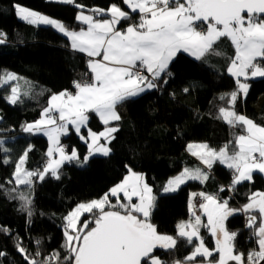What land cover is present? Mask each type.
<instances>
[{"label":"snow or ice","instance_id":"6c2138e0","mask_svg":"<svg viewBox=\"0 0 264 264\" xmlns=\"http://www.w3.org/2000/svg\"><path fill=\"white\" fill-rule=\"evenodd\" d=\"M49 2L73 5L78 9L75 19L82 27L72 30L61 21L20 4L14 8L17 17L27 24L51 26L66 37L73 51L88 58V72L83 82L73 81L74 92L52 94L40 118L20 127L29 135L43 134L49 143L42 169L26 167L32 151L29 144L5 181L12 185L5 191L20 202L19 211L26 214L29 223L37 180L42 182L48 175L59 179L65 163H86L97 153L110 155L109 144L119 131L113 122L121 120L118 106L161 88V81L167 85L166 77L172 75L169 65L180 52L198 61L212 53L221 55L214 46L225 37L235 50L227 73L236 87L219 97L227 101V106L218 108L216 119L230 128H240L241 133L218 150L207 143H189L188 151L204 168H184L167 181L164 191L175 192L191 180L205 183L215 162L233 172L231 183L227 188L222 185L219 193H233L237 185L251 183L254 172L264 173V126L236 110L239 100L247 102L249 81L264 78V0H121L107 8L89 7L77 0ZM134 14H138V22L122 29L120 26L132 20ZM202 25H206L205 31L198 30ZM7 40V34L0 31V45ZM20 81L27 90L21 91ZM6 85H10V94L5 99L12 105L22 102L31 89L28 81L10 71L0 73V87ZM183 91L188 93L189 89ZM90 113L105 126L103 131L88 128ZM70 128L87 144L88 155L83 160L76 148L68 152L61 143V137L68 135ZM82 129H88L87 136ZM5 131L0 129V164L8 165L13 162ZM125 167L128 175L108 193L76 205L64 217V240L60 245L63 255L58 249L43 255L40 248L43 241L39 238L30 240L36 247L35 253H30L17 236L15 249L23 264H168L162 255L176 251L180 240L192 246V251L172 264H264V192L250 193L248 203L240 208L229 207L230 197L221 199L219 193L193 192L188 202L191 219L177 224L174 237L159 233L149 222L155 199L152 189L142 174ZM196 197L201 201L198 205ZM198 211L207 216L206 224ZM238 213L245 216V228L255 238L256 248L246 254L237 250L239 232L229 231L226 225L229 217ZM201 228L208 229L213 248L206 246ZM0 232L11 237L7 227L0 226ZM6 255L0 251V258Z\"/></svg>","mask_w":264,"mask_h":264},{"label":"trees","instance_id":"16d2710c","mask_svg":"<svg viewBox=\"0 0 264 264\" xmlns=\"http://www.w3.org/2000/svg\"><path fill=\"white\" fill-rule=\"evenodd\" d=\"M77 2L89 7L107 8L111 3H121V0ZM15 4L57 19L69 29L79 30L82 27L75 19L78 9L73 5L49 0H0V31L8 37L7 42L0 45V73L13 72L31 84L29 95L15 105L5 99L10 94V85L0 87V129L6 130L4 137L8 141L6 146L11 149L13 162L0 164V185L4 186L0 188V226L11 230V237L0 232V251L7 253L0 258V264H23L15 249L17 236L22 238L30 253L36 251L30 240L39 238L43 241L40 246L43 255L53 249L60 250L63 255L60 245L64 240V217L79 203L99 199L120 183L128 174L126 165L142 174L152 189L155 199L149 222L157 227L159 233L175 237L177 224L191 219L190 194L219 193L220 187L227 188L232 180L233 172L215 162L205 183L191 180L175 192L164 191L167 181L184 168H201L187 151L189 143H207L218 150L241 133L240 128H230L223 120L216 119L218 108L227 106V101H221L219 97L236 87L235 80L227 73L230 59L235 56L230 40L221 38L215 44V51L221 55L212 53L200 61L183 52L178 53L169 65L168 71L172 75L166 77L167 85L161 81V88L119 105L117 111L121 120L113 122L119 131L109 144L112 149L110 155H92L86 163H65L60 169L59 179L48 175L42 182L37 180L33 189V216L29 223L26 214L19 211L20 202L11 199L5 191L12 187L5 181L11 177L16 159L29 144L32 151L26 167L30 170L42 169L48 141L43 134L29 135L23 133L20 127L40 118L52 94L64 90L74 92L73 81L83 82L88 69L87 58L73 51L66 37L51 26H34L22 21L16 15ZM137 21L138 14H134L132 20L120 27ZM249 83L251 88L247 102L239 100L236 110L264 126V78L250 80ZM20 85L21 91L27 90L23 81ZM184 88H188L189 92L185 93ZM104 127L93 113L89 114L88 128L98 132ZM87 131L82 129V134L85 136ZM61 143L68 152L76 148L81 160L88 154L86 144L72 129L68 135L61 137ZM258 191L264 192V176L254 172L251 183L244 182L236 186L235 192L219 195L221 199L230 197L229 207L240 208L248 203L250 193ZM112 202L115 203V198ZM242 215L238 213L226 221L229 231L239 232L236 246L241 252L247 245L242 234ZM201 217L204 223V217ZM248 233L251 236V230L248 229ZM200 234L205 244L213 248L214 241L209 231L201 228ZM248 246L256 248L254 237ZM191 251L192 246L180 240L176 251L163 254L162 259L172 264L173 260L182 259Z\"/></svg>","mask_w":264,"mask_h":264},{"label":"built area","instance_id":"2783aa9c","mask_svg":"<svg viewBox=\"0 0 264 264\" xmlns=\"http://www.w3.org/2000/svg\"><path fill=\"white\" fill-rule=\"evenodd\" d=\"M198 30L199 31H205V29L202 26H200L198 28ZM196 202H197V205L199 204V202H201L199 197H196ZM242 219H243L242 220L243 221V224H242V234H243V237H244V243H247V245L244 246L243 252L246 254L249 250L252 249L251 247L248 246V244H250L251 241H252V237L250 236V234L249 235H246L247 232H248V229L245 228V216L244 215H242Z\"/></svg>","mask_w":264,"mask_h":264},{"label":"crops","instance_id":"0c3cea01","mask_svg":"<svg viewBox=\"0 0 264 264\" xmlns=\"http://www.w3.org/2000/svg\"><path fill=\"white\" fill-rule=\"evenodd\" d=\"M138 22V21H137ZM127 25H125L124 27H126ZM202 26H204L205 27V30H206V25H202ZM124 27H121L122 29L124 28ZM184 53V52H183ZM81 54H83V53H81ZM185 54H187V53H185ZM85 57H86V55L85 54H83ZM187 55H189V54H187ZM190 56V55H189ZM192 57V56H191ZM87 58V57H86ZM194 58V57H193ZM88 59V58H87ZM94 114V113H93ZM95 115V114H94ZM96 116V115H95ZM97 119H98V117H97ZM99 120V119H98ZM101 123V122H100ZM71 129V128H70ZM104 130V128L102 129V130H100V131H98V132H101V131H103ZM74 131V130H73ZM75 132V131H74ZM95 132V131H94ZM87 133H88V131H87ZM87 133H86V135L85 136H87ZM46 137V136H45ZM47 138V137H46ZM47 141H48V139H47ZM84 142V141H83ZM85 143V142H84ZM86 144V143H85ZM193 144H196V143H193ZM86 146H87V144H86ZM48 147H49V143H48ZM87 151H88V147H87ZM187 151H188V149H187ZM188 153L191 155V153L188 151ZM98 154V153H97ZM93 155H96V154H93ZM191 156H193V155H191ZM197 161H198V163L200 164V166H201V168H204V165L198 160V158L197 157H195V156H193ZM258 172V171H257ZM263 176H264V173H261ZM126 175H128V174H126ZM151 195H152V192H151ZM203 217H204V222L206 221V216H204V214L202 215ZM208 230V229H207Z\"/></svg>","mask_w":264,"mask_h":264},{"label":"rangeland","instance_id":"374dc122","mask_svg":"<svg viewBox=\"0 0 264 264\" xmlns=\"http://www.w3.org/2000/svg\"><path fill=\"white\" fill-rule=\"evenodd\" d=\"M200 143H201V142H200ZM87 153H88V152H87ZM87 155H88V154H87ZM121 195H122V194H121ZM133 199H134V201H135V198H133ZM87 202H89V201H87ZM82 203H86V202H82ZM79 204H80V203H79ZM75 207H76V206H75ZM75 207H74V208H75ZM197 214H199V215L202 216V215H203V212H202V211H198ZM204 216H206V215L204 214ZM188 221H189V220H188ZM204 223H205V224L207 223V216H206V221H205ZM249 234H250V233L247 232L246 235H249ZM206 246H207V245H206ZM214 246H215V245H214ZM253 246H254V245H253ZM253 248H255V247H252V249H253ZM242 252H243V251H242Z\"/></svg>","mask_w":264,"mask_h":264}]
</instances>
